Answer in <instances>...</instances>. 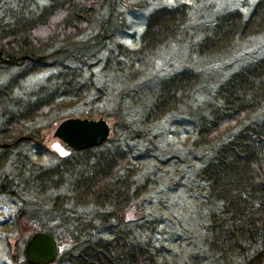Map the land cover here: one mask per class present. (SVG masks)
Instances as JSON below:
<instances>
[{
    "label": "trees",
    "instance_id": "16d2710c",
    "mask_svg": "<svg viewBox=\"0 0 264 264\" xmlns=\"http://www.w3.org/2000/svg\"><path fill=\"white\" fill-rule=\"evenodd\" d=\"M112 1L101 29L86 40H74L89 27L101 0H17V11H5L0 15V66L20 63L25 60L20 58L22 54L29 55L26 59L37 65V69L57 65L67 58L85 62L104 47L105 39L116 26L115 14L118 12ZM40 2L44 3L38 10ZM46 2L48 5H44ZM190 16L184 3L157 7L145 18L140 46L130 51L120 45L122 54L126 57L146 56L175 42ZM262 32L264 0H257L247 18L239 11L219 16L211 31L201 37L198 54L205 57L223 53L238 38ZM59 42L62 44L56 49L43 52ZM196 79L195 74L182 70L161 80L152 92L143 93L140 102L144 103L147 96L150 98L149 118L165 115L182 105ZM62 83L64 94L88 92L86 86L78 85L71 76L64 77ZM5 98L6 95L0 92V109ZM50 101L47 98L35 102L33 111H48L52 107ZM213 103L208 119L203 117L198 122L197 139L205 145L236 130L197 169L196 179L207 200L204 205L209 209L204 215V243L211 254V264H262L264 56L231 72L217 87ZM260 113L258 119L249 121L252 115ZM77 116L87 117L85 114ZM101 116L112 127L106 142L84 150L70 148L65 160L40 176L48 180L52 189L65 187L70 193L68 198L76 203L92 204L97 208L91 216L81 217L66 208V197L56 196L50 206L22 198L15 218L19 230L14 255L16 264H28L23 249L30 235L38 230L57 240L59 252L51 264H165L159 262L149 244L135 237L132 230L122 227L130 221L126 214L131 199L144 192V188L137 186L135 181L138 173L130 167L131 154L125 149L111 148L109 142L119 137L116 126L130 138L139 139L143 132L126 121L121 108ZM18 120L9 115L4 133L15 127ZM41 138L34 133L25 137L13 134L9 146L16 147L24 140L40 142ZM23 155L24 160L30 159L27 154ZM31 164L29 160L23 162L21 173H27ZM18 186L19 179L15 175L4 174L0 178V194L19 197ZM107 229L109 236L95 235Z\"/></svg>",
    "mask_w": 264,
    "mask_h": 264
},
{
    "label": "rangeland",
    "instance_id": "374dc122",
    "mask_svg": "<svg viewBox=\"0 0 264 264\" xmlns=\"http://www.w3.org/2000/svg\"><path fill=\"white\" fill-rule=\"evenodd\" d=\"M16 1L1 0L0 15L5 11H17ZM256 1L113 0L118 12L115 14L116 26L105 39L104 47L85 62L67 58L57 65L37 69V65L25 59L17 64L0 66V92L6 95L0 109V178L9 174L19 179V197L0 194V264H16L14 255L19 230L15 218L22 198L50 206L56 196L66 197V208L77 216L93 214L96 206L76 203L68 198L70 193L65 187L52 189L48 180L40 176L69 156L70 147L52 135L61 119L79 114L98 118L118 108L132 127L143 132L139 139L130 138L116 126L119 137L109 142L111 148L125 149L131 154L130 167L138 173L135 181L137 186L144 188V192L131 199L126 214L130 221L122 227L132 230L135 237L149 244L159 262L211 264V254L203 238L204 215L209 209L204 205L207 200L200 192L196 173L202 162L236 129L203 145L197 139V125L201 118L208 119L219 84L246 62L264 56V32L238 38L225 52L217 55L199 56L198 43L211 31L219 16L239 11L247 18ZM43 3L40 2L38 10ZM110 3L111 0H101L89 27L74 40H86L101 29V23L109 14ZM180 3L187 5L191 16L175 42L146 56L126 57L122 54L120 45L130 51L140 46V35L149 12L162 5ZM61 44L56 43L43 52L48 53ZM182 70L197 77L182 105L165 115L149 118L150 98L147 96L144 103L140 102L142 94L152 92L161 80ZM67 76L76 79L78 85L86 86L88 92L64 94L62 82ZM47 98L51 99L52 107L44 113H35L34 103ZM9 115L19 120L15 127L4 133ZM261 115H252L249 121ZM28 133L40 135L42 140H24L16 147L9 146L13 134L25 137ZM23 153L30 159L24 157V160ZM28 160L33 163L29 165L30 170L21 173L20 167ZM109 231L95 235L109 236Z\"/></svg>",
    "mask_w": 264,
    "mask_h": 264
},
{
    "label": "water",
    "instance_id": "95a60500",
    "mask_svg": "<svg viewBox=\"0 0 264 264\" xmlns=\"http://www.w3.org/2000/svg\"><path fill=\"white\" fill-rule=\"evenodd\" d=\"M27 54L21 59L29 58ZM112 132L109 121L98 118L68 116L55 126L52 135L74 150H84L102 145ZM8 144H3L7 146ZM59 252L57 240L45 231H35L27 239L23 256L28 264H51Z\"/></svg>",
    "mask_w": 264,
    "mask_h": 264
}]
</instances>
